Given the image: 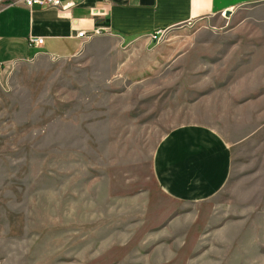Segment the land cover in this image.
<instances>
[{
	"label": "rangeland",
	"instance_id": "obj_1",
	"mask_svg": "<svg viewBox=\"0 0 264 264\" xmlns=\"http://www.w3.org/2000/svg\"><path fill=\"white\" fill-rule=\"evenodd\" d=\"M237 19L0 69V264H264V27ZM185 124L231 152L198 204L170 200L151 170Z\"/></svg>",
	"mask_w": 264,
	"mask_h": 264
},
{
	"label": "crops",
	"instance_id": "obj_2",
	"mask_svg": "<svg viewBox=\"0 0 264 264\" xmlns=\"http://www.w3.org/2000/svg\"><path fill=\"white\" fill-rule=\"evenodd\" d=\"M59 1L62 6L69 3ZM223 16L229 21L239 16L236 23L246 27H264V0H75L65 9L27 8L20 0H0V67L38 55L73 56L99 36L147 51L161 44V40H152L153 35L161 34L164 39ZM81 31L89 37L77 38ZM29 37L43 42L30 47ZM257 48L263 55L264 36ZM230 167V146L218 131L203 124L170 129L151 158L159 190L179 204L213 198L226 184Z\"/></svg>",
	"mask_w": 264,
	"mask_h": 264
},
{
	"label": "built area",
	"instance_id": "obj_3",
	"mask_svg": "<svg viewBox=\"0 0 264 264\" xmlns=\"http://www.w3.org/2000/svg\"><path fill=\"white\" fill-rule=\"evenodd\" d=\"M27 8H32L33 6H39L44 8H62L65 9L69 7L70 5H73L75 3V0H69V3L65 6H62L59 0H20ZM77 38L84 39L89 37L84 31L78 32L76 35ZM162 38L161 34L153 35L152 40L157 42L160 41ZM43 40L42 38L37 37H29L28 38V44L30 47H38L42 44ZM1 69V67H0Z\"/></svg>",
	"mask_w": 264,
	"mask_h": 264
}]
</instances>
